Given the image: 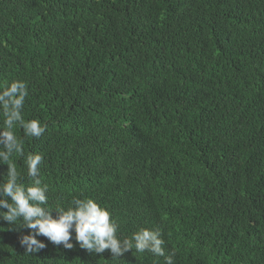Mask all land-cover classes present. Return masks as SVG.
I'll return each instance as SVG.
<instances>
[{"label":"trees","instance_id":"1","mask_svg":"<svg viewBox=\"0 0 264 264\" xmlns=\"http://www.w3.org/2000/svg\"><path fill=\"white\" fill-rule=\"evenodd\" d=\"M21 95L0 182L12 163L29 185L38 153L52 209L92 198L173 264H264V0H0V131ZM27 231L0 218V264H164L74 239L30 254Z\"/></svg>","mask_w":264,"mask_h":264},{"label":"clouds","instance_id":"2","mask_svg":"<svg viewBox=\"0 0 264 264\" xmlns=\"http://www.w3.org/2000/svg\"><path fill=\"white\" fill-rule=\"evenodd\" d=\"M17 87L23 88L24 85L21 83ZM22 100L23 95L15 100L14 110L7 113L6 130L0 131V145L3 146L0 160L4 162H9L14 152L22 150V142L12 130L20 119ZM23 126L26 135L32 137H39L44 132V127L36 119L27 121ZM42 160L43 157L38 153L27 157V176L31 178L29 185L20 181V174L12 163H8L7 179L0 182V218L9 225L28 230L19 236V244L27 253L36 254L47 247L39 237H45L48 242L62 245L65 249L75 246L74 239L80 248L95 254L110 250L114 257H121L135 247L138 252L147 250L163 256L164 264H173L175 254H164V241L159 233L141 229L131 239L121 241L116 234L118 225L111 212L92 198L74 199L67 207H48V185L39 179Z\"/></svg>","mask_w":264,"mask_h":264}]
</instances>
